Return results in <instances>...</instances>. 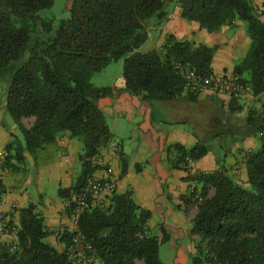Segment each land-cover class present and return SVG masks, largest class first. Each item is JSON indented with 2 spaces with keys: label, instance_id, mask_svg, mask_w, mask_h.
Segmentation results:
<instances>
[{
  "label": "trees",
  "instance_id": "trees-1",
  "mask_svg": "<svg viewBox=\"0 0 264 264\" xmlns=\"http://www.w3.org/2000/svg\"><path fill=\"white\" fill-rule=\"evenodd\" d=\"M54 2L0 0V74L12 68L6 111L23 135L22 142L9 143L8 151L14 149L24 162L25 151L36 158L62 136L82 142V174L74 187L60 189L62 197L81 190L86 176L98 167L91 159L112 141L99 106L112 88L95 86L91 81L94 73L123 59L126 91L151 102L174 100L185 91L175 64L188 62L201 74L213 75L217 46L195 45L170 35L163 49L142 52L139 49L148 39L149 22L162 23L171 2L180 5L185 19L199 22L209 32L226 22L233 26L235 20L245 22L251 42L235 73L241 78L249 74L250 79L242 80L258 97V104L244 120H232L209 109L201 112L213 123L211 130L203 128L219 137L225 155L235 138L254 136L260 144L246 154V184L223 170L199 176L206 198L192 221V232L200 237L192 263L264 264V2L254 6L251 0H72L70 17L62 18L56 28L52 19L39 14ZM190 95L196 101V94ZM30 117L34 121L26 127L23 118ZM207 139H199L190 149L175 144L178 165L185 156L194 162L204 157L210 150ZM121 158L122 175L127 162L123 155ZM210 189L214 190L211 195ZM3 191L0 178V196ZM151 217V211L138 205L131 191H115L106 205L82 213L79 231L99 264H163L159 248L168 240L165 230L161 238L140 235ZM49 234L36 204L21 208L17 242H0V264H72L65 251L47 242ZM71 235L64 232L67 242Z\"/></svg>",
  "mask_w": 264,
  "mask_h": 264
},
{
  "label": "crops",
  "instance_id": "crops-1",
  "mask_svg": "<svg viewBox=\"0 0 264 264\" xmlns=\"http://www.w3.org/2000/svg\"><path fill=\"white\" fill-rule=\"evenodd\" d=\"M251 2L254 6H261L264 0ZM167 10L168 16L162 23L155 19L149 22L146 42L153 39L154 49L161 50L167 38L174 35L195 45L217 46L212 60L214 75H236L235 68L245 58L251 42L245 23L235 20L233 27L231 22H226L217 31L209 32L201 28L199 22L185 19L178 3L171 2ZM154 33L158 35L154 36ZM123 78H117L119 83L95 85L112 88L109 96L99 100V106L113 137L111 143L93 157L95 164L92 165L97 164L98 167L92 174L114 177L117 193L131 191L136 203L151 211L149 234L161 238L165 230L168 236L159 248L163 264H193L200 240L192 232V221L200 205L192 200L189 193L193 173L204 175L223 170L246 184V154L257 149L260 142L254 136L232 139L229 153L222 155L221 150L226 148L221 146L218 136L210 135L213 142L209 145V152L194 162L191 170L178 165L179 153L175 144L190 149L199 139L208 138L207 131L198 128L193 121L195 116L201 120L205 117L202 112L201 115L195 113L196 108H206L232 120H244L250 108L258 104V97L249 90L235 100L206 89L196 94V101L191 100L190 92L185 90L174 100L151 102L126 91ZM242 78L250 79V76L246 72ZM25 119L34 121V117L23 118L24 124ZM19 131L13 118L10 122L6 99L2 101L0 98V151L8 150L7 146L13 141L15 144L23 141ZM83 151L82 142L67 135L38 153L36 158L25 151L24 162L18 159L14 149L9 151L7 159L0 162V178L4 184L0 196V242H17L16 233L3 226V218L10 219L17 228L20 209L33 203L50 231L47 242L58 251H65L67 240L64 235L59 238L57 233L70 230L72 222L69 211L65 209L67 200L59 191L77 184L83 171L80 158ZM122 155L126 159L127 170L121 175ZM213 192L210 189L209 195ZM163 245L167 247L168 260L162 256Z\"/></svg>",
  "mask_w": 264,
  "mask_h": 264
},
{
  "label": "built area",
  "instance_id": "built-area-1",
  "mask_svg": "<svg viewBox=\"0 0 264 264\" xmlns=\"http://www.w3.org/2000/svg\"><path fill=\"white\" fill-rule=\"evenodd\" d=\"M176 73L184 79V89L190 93H199L203 90H211L218 96H224L231 99H239L249 92V85L245 84L239 75L216 76L201 74L197 68L188 62H178L175 64ZM125 83V79L123 78ZM119 150V149H118ZM9 156V151H0V162H4ZM93 159H91L93 163ZM194 163L190 156H185L181 166L191 170ZM95 164V163H93ZM203 174L193 173L189 186L190 197L193 201L201 204L206 196L200 185L199 176ZM117 180L112 177H97L89 173L83 183L81 190L72 192V198L66 202L65 209L70 211L72 227L71 238L67 242L65 252L68 260L72 264H99L98 259L86 236L79 231V219L82 213L87 209L106 205L112 194L116 191ZM3 226L8 231L17 232V228L10 219L2 220ZM64 231L57 233L62 238ZM141 236L149 235L148 228H145Z\"/></svg>",
  "mask_w": 264,
  "mask_h": 264
},
{
  "label": "rangeland",
  "instance_id": "rangeland-1",
  "mask_svg": "<svg viewBox=\"0 0 264 264\" xmlns=\"http://www.w3.org/2000/svg\"><path fill=\"white\" fill-rule=\"evenodd\" d=\"M71 1L72 0H55L53 6L51 8L41 10L39 12V14L41 17H43L45 19H52L53 20V26L56 28L62 18L70 17V9L69 8L71 5ZM240 21H242V20H240ZM242 22L245 23L244 21H242ZM233 27H235V26H233ZM157 35H158L157 33H154V36H157ZM154 47H155L154 46V40L150 39L149 41L145 42V44L142 45L141 51L147 52L149 50L154 49ZM11 69L12 68L9 67L2 74H0V98L2 99V101H4V99H6V94H7V90H8V86H9V82H10L9 74L11 72ZM118 77H120V79H122V77H123V59L112 62L107 67H105L103 70L94 73L91 81L94 85H105V84L110 85L114 81L119 83L117 81ZM201 111L202 112H208V109L205 108V109L198 110L196 108L194 112L199 113L201 115ZM7 114L9 116V119L11 122L12 117L9 113H7ZM205 119L206 120H203L202 122L198 123L197 121H199L200 118L194 117L193 121H194L195 125H197L198 128L202 129L203 127L204 128L206 127L209 129V127H210V130H211L213 123H211L210 120H208L207 113H205ZM31 122L32 121H30L29 119H25V124L28 127H30V125H32L33 122L32 123ZM19 132L21 134V131H19ZM206 134L208 135V139L206 140V142L209 146L210 143L213 142V138L210 137L209 132H206ZM221 152H222V155H224L227 151L221 150ZM71 198H72V195L69 197H65V199L67 200L66 202H68ZM163 246H164L162 249L163 259L168 260L169 255H167V247H166V245H163Z\"/></svg>",
  "mask_w": 264,
  "mask_h": 264
}]
</instances>
